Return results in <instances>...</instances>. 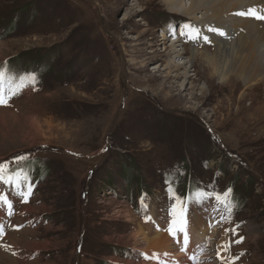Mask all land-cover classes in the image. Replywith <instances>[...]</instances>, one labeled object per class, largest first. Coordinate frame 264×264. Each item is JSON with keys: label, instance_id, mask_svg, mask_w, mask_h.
Listing matches in <instances>:
<instances>
[{"label": "rangeland", "instance_id": "1", "mask_svg": "<svg viewBox=\"0 0 264 264\" xmlns=\"http://www.w3.org/2000/svg\"><path fill=\"white\" fill-rule=\"evenodd\" d=\"M170 19L185 18L170 15L161 0H0V65L36 75L34 86L0 104V162L23 169L31 183L20 201L18 185L0 182V197L13 202L0 201V219L19 225L10 242L28 257L0 246V264H76L83 257L84 264H264V80L225 88L205 62L192 68L188 48L175 62L187 63L190 80L174 78L177 72L166 78L173 42L160 30ZM227 61L229 74L234 61ZM213 145L237 157L252 179L227 177L224 166L214 175L218 166L206 163ZM176 163L194 179H210L214 192L231 189L235 200H246L243 207L223 202L210 214L224 230L219 244L207 238L202 213L187 234L192 246L210 243L187 253L179 236L173 242L161 218L178 208L176 190L171 197L155 190L161 196L150 206L158 215L151 228L140 192L149 194L168 167L175 175ZM81 246L90 251L78 253ZM129 249L137 251L131 259Z\"/></svg>", "mask_w": 264, "mask_h": 264}, {"label": "bare ground", "instance_id": "2", "mask_svg": "<svg viewBox=\"0 0 264 264\" xmlns=\"http://www.w3.org/2000/svg\"><path fill=\"white\" fill-rule=\"evenodd\" d=\"M161 1L166 6V10L170 15L173 14L174 16L175 14L176 16H181L182 18L190 19L195 22H212L217 23L219 26H224L223 21L225 16L235 10H240L253 5L257 0H187L188 4H186V0ZM232 20V17L228 18V21ZM244 24L247 25L244 36L240 37L238 35L230 42L221 40L216 42V48L212 52L215 53L216 57L210 55L209 51H200L198 46L194 45L192 48L194 59L189 62L192 63V68H201V62H205V64H207L206 66L210 69V71H208L210 73L209 75H213V77L219 81L221 86L225 88H229L228 84L232 82H234L236 86L239 81H243L246 85H250L254 80H264V24H259L250 20H244ZM181 29H184V26H182ZM229 29L237 32L239 28L234 26V29ZM197 30L202 33L199 28ZM157 38L155 37L154 39L157 40ZM192 40L193 43L197 42V39L195 38H192ZM185 53L186 51L183 53L182 49L179 47V43L176 42H173V44L167 49L166 56L170 60L167 61L165 66V70L168 71L166 78L171 79L172 76L170 74L172 72H177L178 74L174 78L178 79L183 77V79L187 81L190 80L188 69L185 66L187 63L175 62L176 59L182 58ZM227 59L234 61V68L229 74L226 72ZM181 70H184V72L179 73ZM236 93L237 90L233 87L230 95L234 96ZM215 235L216 234L213 232L212 236L215 237ZM193 239L194 237L192 236V240ZM219 253H217L218 257L221 256V253ZM178 255L182 256L179 251ZM210 258L213 257H202L204 261H212Z\"/></svg>", "mask_w": 264, "mask_h": 264}, {"label": "snow or ice", "instance_id": "3", "mask_svg": "<svg viewBox=\"0 0 264 264\" xmlns=\"http://www.w3.org/2000/svg\"><path fill=\"white\" fill-rule=\"evenodd\" d=\"M239 15H252L257 19H264V14H257V12L253 9H249L247 13H238ZM186 29H191L192 34L189 36V38H195L200 39V33L199 30L192 29L191 25H186ZM209 31L215 32L216 34L220 36L226 35V33L218 28H210ZM182 35H187L188 33H181ZM203 39L205 42H209V37L204 36ZM36 82V75L35 73H22L19 70L9 68L7 65H0V104H5L7 102V98H11L13 95H18L20 91L23 90L24 87L28 86H34ZM5 83H8L9 87L7 89V92L5 91L4 85ZM24 157L18 156L16 158V161H22L24 160ZM23 176V181H20L19 177ZM0 182L6 183V184H16L20 187V192L18 193L22 199L26 198V194H30L31 189V183L29 180V177L26 172H24L23 169H21L19 172H13L10 168L7 167V162H0ZM231 189H228L225 193H223L225 197V206H228L227 197L230 195ZM207 194L203 192H199L194 194V197L192 199L193 203H202V197ZM220 196L217 194L216 199L219 200ZM178 199V198H177ZM0 201H3L7 204L8 207H10V203H8L7 199L5 197H0ZM143 203V201H142ZM181 213H183V204L181 202L180 205ZM229 212H231V207L228 208ZM173 214H175L176 209L175 207L172 209ZM186 221V217L181 216V223L183 224ZM175 223V221H174ZM169 231L171 232L172 229L170 228ZM178 231H182L184 233V240L185 243H187L188 235L186 227H181L178 229Z\"/></svg>", "mask_w": 264, "mask_h": 264}]
</instances>
